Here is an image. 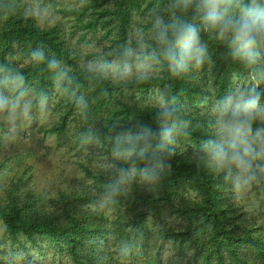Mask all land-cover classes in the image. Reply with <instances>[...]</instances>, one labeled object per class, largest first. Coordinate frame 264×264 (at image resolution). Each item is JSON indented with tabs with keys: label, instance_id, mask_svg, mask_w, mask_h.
Instances as JSON below:
<instances>
[{
	"label": "trees",
	"instance_id": "obj_1",
	"mask_svg": "<svg viewBox=\"0 0 264 264\" xmlns=\"http://www.w3.org/2000/svg\"><path fill=\"white\" fill-rule=\"evenodd\" d=\"M144 3L163 7L173 4V0H120L118 18L123 36L132 17L131 11ZM16 10L13 0H0V66L9 68L6 57L26 51L29 65L16 70L32 80L37 94L41 91L46 93L55 85L57 77V72L48 67V62L52 60L51 51L54 48L58 51L62 41L58 36L54 37L53 28L45 29L30 18L20 16ZM182 18L192 19L191 15ZM202 35L220 56L219 66L223 69V77L217 89L219 99L226 95L232 75L243 72L255 85L256 81L249 72L231 60L227 48L213 34ZM33 51H43L45 61H34ZM66 60L71 62L70 58ZM72 78V86L93 84L96 87L99 96L96 107L97 104L116 101V107L111 110L112 116L97 127L84 129L82 135L83 139L93 137L102 144L109 143V146L115 140L112 141L111 137H118L121 129L128 126L147 124L158 127V106H142L123 98L117 99L114 97L117 91L133 88L147 92L152 87H163L165 99L171 101L175 98L178 107L185 106L187 101L194 102L195 96L200 94L197 84L190 83L188 78H173L166 65L160 76H149L142 82L138 79L112 81L101 74L92 75L84 71H75ZM260 88H264V82L260 83ZM261 102L264 103V98ZM115 116L133 122L129 125L117 122L115 125ZM182 116L190 121V126L187 135L182 133L177 137L176 155L168 161L171 168L166 165L158 181H144L140 185L136 182L132 192L120 194L114 198L115 202L107 199L105 205L116 212L121 208L132 210L133 215L127 222L131 223V231L141 238H145L148 232L149 217L164 222L175 214L173 219L177 224L162 228L161 237L174 246L179 256H184L192 264H264V216L244 203L222 176L212 174L197 160L196 153L201 150L202 141L212 137L214 132L212 116L192 110L183 111ZM66 118L65 114L60 115L58 124H64ZM50 128L59 129L57 126ZM30 154L31 159L40 160V152ZM115 162V170L89 171V174L96 176L94 179L99 185H109L112 183L110 177L114 175L117 179L120 176L119 169L128 170L132 165L126 160ZM23 163L18 169L13 162L8 166L10 182L4 184L7 186L0 197V221L4 225V232L11 237L24 236L36 244L38 238L42 242L47 240L57 251L66 253L74 264H114L110 254H106L105 245L98 240V236H102L104 213L82 207V202L91 200L89 190L80 188L81 183L74 186L72 180L61 179L50 192L45 186L34 182L32 171L36 172L32 166L27 170L26 164L31 165L28 155L23 157ZM143 167L145 165L139 164L137 170V177L141 180L139 168ZM251 190L264 203V181L254 185ZM114 233L117 238H122L126 234L125 228L116 229ZM158 262L160 264L161 260ZM0 264L26 263L0 261Z\"/></svg>",
	"mask_w": 264,
	"mask_h": 264
},
{
	"label": "rangeland",
	"instance_id": "obj_2",
	"mask_svg": "<svg viewBox=\"0 0 264 264\" xmlns=\"http://www.w3.org/2000/svg\"><path fill=\"white\" fill-rule=\"evenodd\" d=\"M17 13L24 18H30L33 23L45 29L53 28L54 37H59L60 49L54 48L51 51L52 60L60 62V65L72 78V73L82 72L92 75L101 74L112 81H133L137 79V67L139 63L135 58L125 56L129 50L139 51V40H147L150 44V36L154 20L157 15H162L165 22H169V16L174 8L169 6H147L146 3L131 11L132 17L126 27V35L123 36L119 29V8L120 0H13ZM203 36V35H202ZM204 39V38H203ZM208 46L214 67L204 68L199 74L187 77L190 83L198 85L199 95L195 96L194 102L187 101L186 110H192L201 115H211L214 102L219 99L217 89L223 77V69L219 66L220 56L205 39ZM61 45V46H60ZM148 48L145 51H151ZM17 51V50H16ZM29 55L26 51L15 53V56H7L9 68L25 67L29 65ZM71 62L67 61V58ZM132 65L131 74L122 75V67L125 62ZM163 67L154 66V71L149 76H160ZM27 86L31 89L37 106L34 109L33 121L25 126V129L15 138H5L6 128L0 130V197L4 195V189L10 182L8 166L11 162L18 169L23 163V157L28 155L30 164H26L27 170L30 166L34 169V182L45 186L47 190L55 187L56 183L63 179L72 180L74 186L81 183L80 188H86L91 193V200L82 202V207L90 209L95 213H104L102 223V236L98 240L106 247V254H110L114 264H192L184 256L174 251L170 242L162 239L160 231L170 225H176L177 221L169 216L166 221H155L148 219V232L145 238L136 236L130 228L129 219L133 215L132 210L121 208L119 212L112 211L107 205L100 208L102 198L106 203L105 193L107 184L101 185L94 179L93 173L104 170L117 169L115 160H124L115 155L117 149L112 139V146L109 143L102 144L93 137L82 138L84 129L97 127L106 118L112 116L111 110L116 107V101L97 104L98 92L93 84L72 86L67 80L60 81L48 91L36 93L32 80L24 74ZM235 83L243 86H253L249 76L242 73L231 76V84L226 88V94ZM163 87H152L147 92L139 89L125 88L114 95L117 99H126L136 102L138 105L158 106L157 94L164 96ZM83 98L87 102L86 108L77 106V101ZM46 98L43 108L39 106L41 99ZM67 116L64 124L59 123L60 115ZM115 125L121 122L129 125L131 119L115 116ZM108 120V119H107ZM59 125V126H58ZM59 127L58 130L50 127ZM3 137H2V136ZM82 138V139H81ZM28 148V149H26ZM29 150V151H28ZM39 153L40 160L30 158V153ZM115 159V160H114ZM23 163L22 165H24ZM13 165V166H14ZM87 168V169H86ZM132 165L128 168L130 170ZM113 175V174H112ZM41 177L39 180L38 177ZM112 183L117 182L112 177ZM144 180L139 179L137 174L134 181L128 185L127 194ZM111 183V184H112ZM33 184V183H31ZM86 190V191H87ZM81 193V192H80ZM239 197L249 207L264 216V203L260 201L258 194L253 190L238 192ZM125 228L122 238H117L115 230ZM128 233V234H127ZM105 235V236H104ZM135 236V237H134ZM38 244L26 240L24 236L11 237L4 232V225L0 221V261L1 262H25L26 264H74L66 253L57 251L56 248L45 240L38 238ZM127 249L129 251L125 252ZM30 260V262H28ZM199 264V263H197Z\"/></svg>",
	"mask_w": 264,
	"mask_h": 264
},
{
	"label": "clouds",
	"instance_id": "obj_3",
	"mask_svg": "<svg viewBox=\"0 0 264 264\" xmlns=\"http://www.w3.org/2000/svg\"><path fill=\"white\" fill-rule=\"evenodd\" d=\"M175 12L169 22L157 15L151 44L141 38L139 51L129 50L125 56L139 61L138 81H145L154 71V66L166 65L173 78L184 79L199 74L206 66L214 67L208 46L202 34L210 33L228 50L231 60L247 70L256 81L253 86L235 83L229 92L216 99L211 109L214 121L212 137L202 141L197 160L212 174L222 176L235 192L247 191L264 181V0H173ZM191 15L192 19H183ZM151 51L146 52L148 48ZM32 59L44 62L43 51H33ZM50 70L57 72V87L60 81L71 77L53 59L48 62ZM132 72V65L123 64L122 75ZM46 98L41 99L42 109ZM158 127L134 124L121 129L115 141V155L132 163L130 170L119 169L120 179L107 185L105 193L109 201L126 194L137 174L145 182H156L170 169L168 161L176 155L177 137L187 135L190 121L182 116L185 106H176L157 94ZM37 101L27 86L25 76L7 66H0V126L6 128L5 138H15L35 118ZM77 106L86 108L81 97ZM100 208L105 207L104 198ZM125 252L129 251L127 249Z\"/></svg>",
	"mask_w": 264,
	"mask_h": 264
}]
</instances>
